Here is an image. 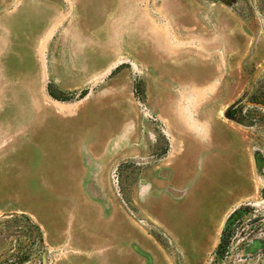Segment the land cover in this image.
<instances>
[{
    "label": "rangeland",
    "instance_id": "obj_1",
    "mask_svg": "<svg viewBox=\"0 0 264 264\" xmlns=\"http://www.w3.org/2000/svg\"><path fill=\"white\" fill-rule=\"evenodd\" d=\"M0 264H264V0H0Z\"/></svg>",
    "mask_w": 264,
    "mask_h": 264
},
{
    "label": "trees",
    "instance_id": "obj_2",
    "mask_svg": "<svg viewBox=\"0 0 264 264\" xmlns=\"http://www.w3.org/2000/svg\"><path fill=\"white\" fill-rule=\"evenodd\" d=\"M46 92H47L48 96L51 97V98L54 99V100H57V101H64V100H66L64 97H61L60 95L54 94L52 91L49 90L48 87L46 88ZM85 94H86V90H83V91L79 94V97L81 98V97H83Z\"/></svg>",
    "mask_w": 264,
    "mask_h": 264
}]
</instances>
